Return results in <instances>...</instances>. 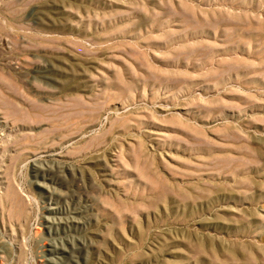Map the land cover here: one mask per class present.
Wrapping results in <instances>:
<instances>
[{"label": "rangeland", "instance_id": "374dc122", "mask_svg": "<svg viewBox=\"0 0 264 264\" xmlns=\"http://www.w3.org/2000/svg\"><path fill=\"white\" fill-rule=\"evenodd\" d=\"M0 10V264H264V0Z\"/></svg>", "mask_w": 264, "mask_h": 264}, {"label": "bare ground", "instance_id": "6f19581e", "mask_svg": "<svg viewBox=\"0 0 264 264\" xmlns=\"http://www.w3.org/2000/svg\"><path fill=\"white\" fill-rule=\"evenodd\" d=\"M2 11L3 10H0V33H2L3 32V30H4V26H3V23H2V20H1V18H2ZM4 16V15H3ZM3 19V18H2ZM0 40H1V37H0ZM0 44H2V43H0ZM11 62V61H10ZM11 64H13V63H11ZM18 68V67H17ZM14 69V68H13ZM15 70V69H14ZM6 124V123H5ZM7 126H8V124H6ZM6 128H8V127H6ZM9 129V128H8ZM6 129H4V131H5ZM3 130H2V132H4ZM7 131V130H6ZM1 137V136H0ZM3 137V136H2ZM4 139H5V137H4ZM2 142V141H1ZM0 142V143H1ZM52 158V157H51ZM44 160L45 159H43V163H44ZM51 162H52V160H51ZM41 165V164H40ZM46 166V165H45ZM38 167V166H37ZM47 168V167H46ZM38 169H39V167H38ZM1 192V191H0ZM72 219V218H71ZM73 247V246H72ZM1 262V261H0Z\"/></svg>", "mask_w": 264, "mask_h": 264}]
</instances>
